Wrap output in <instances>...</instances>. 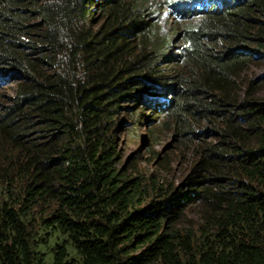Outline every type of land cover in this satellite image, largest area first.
Masks as SVG:
<instances>
[{
	"label": "trees",
	"instance_id": "obj_1",
	"mask_svg": "<svg viewBox=\"0 0 264 264\" xmlns=\"http://www.w3.org/2000/svg\"><path fill=\"white\" fill-rule=\"evenodd\" d=\"M8 85L0 264H264V0H0ZM153 117L175 186L118 167Z\"/></svg>",
	"mask_w": 264,
	"mask_h": 264
},
{
	"label": "rangeland",
	"instance_id": "obj_2",
	"mask_svg": "<svg viewBox=\"0 0 264 264\" xmlns=\"http://www.w3.org/2000/svg\"><path fill=\"white\" fill-rule=\"evenodd\" d=\"M163 13L162 19H165ZM168 17V16H167ZM173 19V17H172ZM177 33H181L186 22L182 20L170 21ZM177 37H175V42ZM263 74L262 68L252 67L246 73L247 77H256ZM12 86L0 87V105L6 103L13 95ZM150 115L149 112L145 113ZM149 117V116H148ZM124 126L129 125V120L123 117ZM159 123V122H158ZM156 118H150L149 124L142 123L137 127V139H132L127 133V127L117 136L119 141L117 153L120 157L118 167L132 178L138 175L151 176L159 186L177 185L190 169L193 159L189 145L180 143L166 129H160ZM150 124H153L150 126ZM207 142H211L209 135L205 136Z\"/></svg>",
	"mask_w": 264,
	"mask_h": 264
}]
</instances>
